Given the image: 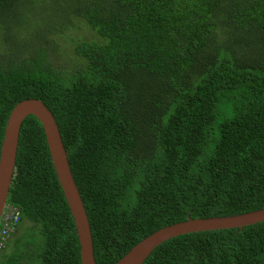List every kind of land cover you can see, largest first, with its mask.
Wrapping results in <instances>:
<instances>
[{
    "label": "trees",
    "instance_id": "trees-1",
    "mask_svg": "<svg viewBox=\"0 0 264 264\" xmlns=\"http://www.w3.org/2000/svg\"><path fill=\"white\" fill-rule=\"evenodd\" d=\"M33 1L0 0V147L19 102L51 112L96 264L173 224L264 209V0ZM77 19L98 41L79 43L85 64L63 75L54 35ZM7 205L21 220L0 264H81L31 115ZM142 264H264V222L169 239Z\"/></svg>",
    "mask_w": 264,
    "mask_h": 264
},
{
    "label": "water",
    "instance_id": "water-1",
    "mask_svg": "<svg viewBox=\"0 0 264 264\" xmlns=\"http://www.w3.org/2000/svg\"><path fill=\"white\" fill-rule=\"evenodd\" d=\"M30 115L37 118L42 125L57 180L74 220L80 244L81 264H96L88 219L70 172L61 136L51 112L37 99H26L19 102L11 110L6 122L0 147V215L6 206L14 178L20 128L24 119ZM262 222H264V209L230 217L189 219L154 232L137 243L115 264H142L157 246L181 235L243 228Z\"/></svg>",
    "mask_w": 264,
    "mask_h": 264
},
{
    "label": "rangeland",
    "instance_id": "rangeland-1",
    "mask_svg": "<svg viewBox=\"0 0 264 264\" xmlns=\"http://www.w3.org/2000/svg\"><path fill=\"white\" fill-rule=\"evenodd\" d=\"M34 4L37 3V0L33 1ZM47 4V3H46ZM82 23V20L77 19V22L75 24H67L66 29L59 33L58 35H54V38L59 42L58 45V55L55 52L51 58L54 59L55 65L59 66L60 72H62L63 75L66 74H73L78 69L82 68V65H84V61L76 56V48L77 45L81 42H95L97 40V35H95L93 32L85 29H79L77 28ZM2 48V40L0 36V50ZM21 225H24L25 229H28L31 224L29 223H21ZM20 225V226H21ZM20 234H25V231H19L18 234H16L11 239H15V237H18ZM37 235V233H36ZM40 237L37 236L35 239L36 246H40ZM6 251L4 252H12L13 245L12 242L8 244ZM36 264H39L38 261H36Z\"/></svg>",
    "mask_w": 264,
    "mask_h": 264
},
{
    "label": "built area",
    "instance_id": "built-area-1",
    "mask_svg": "<svg viewBox=\"0 0 264 264\" xmlns=\"http://www.w3.org/2000/svg\"><path fill=\"white\" fill-rule=\"evenodd\" d=\"M21 220V215L16 206L7 205L0 215V251L4 247V241L15 233Z\"/></svg>",
    "mask_w": 264,
    "mask_h": 264
},
{
    "label": "clouds",
    "instance_id": "clouds-1",
    "mask_svg": "<svg viewBox=\"0 0 264 264\" xmlns=\"http://www.w3.org/2000/svg\"><path fill=\"white\" fill-rule=\"evenodd\" d=\"M7 203V202H6Z\"/></svg>",
    "mask_w": 264,
    "mask_h": 264
}]
</instances>
